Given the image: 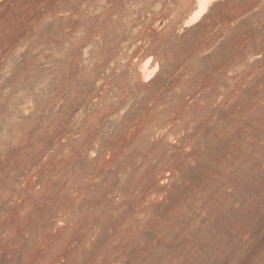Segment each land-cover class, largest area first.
Here are the masks:
<instances>
[{"label":"rangeland","instance_id":"1","mask_svg":"<svg viewBox=\"0 0 264 264\" xmlns=\"http://www.w3.org/2000/svg\"><path fill=\"white\" fill-rule=\"evenodd\" d=\"M0 264H264V0H0Z\"/></svg>","mask_w":264,"mask_h":264},{"label":"bare ground","instance_id":"2","mask_svg":"<svg viewBox=\"0 0 264 264\" xmlns=\"http://www.w3.org/2000/svg\"><path fill=\"white\" fill-rule=\"evenodd\" d=\"M150 74V73H149ZM147 75H148V73H147Z\"/></svg>","mask_w":264,"mask_h":264}]
</instances>
